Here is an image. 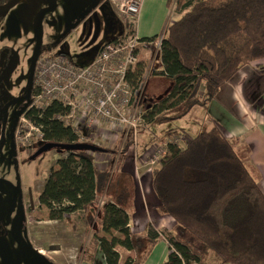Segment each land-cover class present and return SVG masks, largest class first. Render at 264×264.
Here are the masks:
<instances>
[{
    "label": "trees",
    "instance_id": "trees-1",
    "mask_svg": "<svg viewBox=\"0 0 264 264\" xmlns=\"http://www.w3.org/2000/svg\"><path fill=\"white\" fill-rule=\"evenodd\" d=\"M10 1L0 0V5ZM173 2L167 0V5ZM176 11L177 20L167 27L162 55L154 62L151 75L166 78L170 88L163 98L152 100L149 107L146 104L148 124L163 117L168 120L167 111L184 114L214 100L242 68L264 60V0H177ZM2 19L0 14V22ZM132 28L124 26L121 37L133 36ZM50 47L42 46L39 56ZM146 71V64H141L134 85L142 82ZM201 91L205 101L198 98ZM36 93L34 80L29 99ZM29 106L28 100L23 115L44 135V142L32 147L88 144L111 153L91 142L80 143L77 132L63 119L68 109L61 103L54 101L43 110ZM172 134L174 130L167 132V136ZM238 143L240 139L229 140L215 125L172 150L175 154L152 170L158 211L173 218L172 231H157L149 224L142 235L131 232L132 181L121 174L122 163L115 176L110 168L97 170L98 150L60 151L65 156L46 180L40 203L49 211V221H62L72 214H85L93 221L96 216L93 242L107 264H119L118 245L135 251V263H142L161 239L159 233L175 250L168 264H207L211 256L217 258V264H264V194L258 172L250 163L249 148L244 145L246 152H242ZM132 145L131 141L123 147L121 162ZM100 200H104L101 206ZM114 231L123 240L112 237ZM101 232L112 239L97 236Z\"/></svg>",
    "mask_w": 264,
    "mask_h": 264
},
{
    "label": "rangeland",
    "instance_id": "rangeland-1",
    "mask_svg": "<svg viewBox=\"0 0 264 264\" xmlns=\"http://www.w3.org/2000/svg\"><path fill=\"white\" fill-rule=\"evenodd\" d=\"M124 1L126 0H114V3L111 0H22L13 9L2 13L0 264H82V259L83 264H105L102 251L95 255L93 261L90 254L84 256L85 252L96 251L95 243L92 241L98 225L96 216L93 221L85 214H72L62 221H49V211L40 203V195L46 180L50 173L58 168V160L65 154L58 150H50L36 159H31L38 149L17 148L14 136L28 100L31 101V98L25 97L29 86L30 65L37 45L38 20L41 21L43 32L42 45H50V50L64 53L77 66L86 68L95 61L96 55L105 43L123 35L124 26H133L132 29L136 30L134 21L123 15L118 7V4ZM148 1L152 7L146 10L147 14L144 15L142 22L155 23V20L160 22L164 17L160 5L154 3L156 0ZM176 2L177 0H174L168 6L170 12L167 19L170 25L178 17ZM60 37L61 42H57ZM156 77L149 79L148 87L153 91L154 86H159L158 91L155 94L147 91L148 100L157 101L168 94L170 82H166L168 80L164 77ZM200 94L198 98H201ZM187 110L184 114L182 112L170 116L166 114L168 120L163 117L160 122H152L149 124L151 132L159 134L168 129L175 131L181 126L182 121H188L192 115L197 114L200 107ZM141 130L138 131L136 139L134 135H122L117 142L112 141L115 136H108L103 141L100 138L96 140V137L90 134L94 145L110 150L109 166L113 176L117 174L122 156L120 153L127 142L132 141L135 155H140L144 150L140 141ZM169 137L172 139L181 137V133ZM182 145L180 147L185 144ZM171 155L172 153H169L163 159V163ZM212 257L215 259L211 263H216L217 258Z\"/></svg>",
    "mask_w": 264,
    "mask_h": 264
},
{
    "label": "built area",
    "instance_id": "built-area-1",
    "mask_svg": "<svg viewBox=\"0 0 264 264\" xmlns=\"http://www.w3.org/2000/svg\"><path fill=\"white\" fill-rule=\"evenodd\" d=\"M143 3L144 0H126L118 7L136 25ZM165 35L166 31L141 38L135 31L131 37L107 42L86 68L77 66L68 55L57 50L42 53L35 70L37 93L31 97L29 109L43 110L54 101L61 103L68 109L63 119L77 132L80 143L91 142L90 134L103 141L115 136L112 141L117 142L122 135H134L136 139L138 131L148 124L145 96L149 79L155 72L154 62L162 55ZM141 64H146L147 71L142 82L134 85V75ZM14 138L19 149H30L35 143L44 142L42 129L27 119L26 114L20 118ZM190 139L181 134L164 140L146 154L148 165L153 169L162 165L172 150L182 148L180 145ZM103 203L100 200V206ZM159 234L170 252H175Z\"/></svg>",
    "mask_w": 264,
    "mask_h": 264
},
{
    "label": "crops",
    "instance_id": "crops-1",
    "mask_svg": "<svg viewBox=\"0 0 264 264\" xmlns=\"http://www.w3.org/2000/svg\"><path fill=\"white\" fill-rule=\"evenodd\" d=\"M154 3L160 5L164 17L160 22L158 20H155V23L142 22L144 15L147 14L146 10H150L152 7L148 0H144L139 21L135 26V31L141 38H151L163 34L169 25L167 18L170 10H168L167 0H156ZM158 88L159 86H154L153 91H151L148 87L147 91L155 94ZM263 92L264 60L242 68L229 82L221 87L214 100H206L204 105L195 106V108L200 107V111L192 115L188 121H182L181 126L174 131V134L177 132L193 138L198 133L209 130L216 125L229 140L240 139L241 143H238V146L241 151L246 152L244 145L250 150V163L258 172V184L264 194ZM201 94L199 99H205L204 95ZM150 102L153 101L147 99L148 107ZM166 114H169V116L174 115L172 111H167ZM149 126L147 124L141 130L140 141L144 149L141 153L142 155H135L133 152L134 146H132L125 154L123 162H121V159L119 161V165L122 163L121 174L128 176L132 181L130 184L128 183L132 192L128 212L131 232L138 235L144 234L149 224L157 231H172L175 226L173 218L160 215L158 211L160 201L152 187L153 168L146 161V154L152 151L156 145L168 139L167 132L171 129L155 134L151 132ZM174 154L172 153L171 157ZM110 155L103 153L95 155L97 170L104 171L110 168ZM97 236L106 237L108 240L112 239V237L123 240V236L116 231L113 232L112 237L105 235L103 232L98 233ZM93 243H95L96 251L93 253L85 252L84 255L90 254L93 257L92 261L95 255H98L99 251H101L99 245L96 242ZM116 251L120 255L119 264H136L137 253L135 251L127 250L120 245L116 247ZM170 253L167 244L160 239L140 264H168ZM213 259L215 258L209 257L207 264H212ZM104 261L107 264L105 257ZM217 262L213 264H217Z\"/></svg>",
    "mask_w": 264,
    "mask_h": 264
},
{
    "label": "water",
    "instance_id": "water-1",
    "mask_svg": "<svg viewBox=\"0 0 264 264\" xmlns=\"http://www.w3.org/2000/svg\"><path fill=\"white\" fill-rule=\"evenodd\" d=\"M22 0H11L9 3L0 5V14L7 12L11 9H13L15 6H17ZM39 23V32H38V38H37V45L36 49L32 58V62L30 65V70H29V86L27 90V94L25 99H28L30 97L31 91L34 87V80H35V70H36V64L37 60L41 51V46H42V26H41V21L38 20ZM95 146H90L88 144H76V145H64V144H56V143H45L43 144L32 156L31 159H36L43 153L50 151V150H58L60 151H69V150H98L99 153L105 154V151L97 148L95 149Z\"/></svg>",
    "mask_w": 264,
    "mask_h": 264
},
{
    "label": "flooded vegetation",
    "instance_id": "flooded-vegetation-1",
    "mask_svg": "<svg viewBox=\"0 0 264 264\" xmlns=\"http://www.w3.org/2000/svg\"><path fill=\"white\" fill-rule=\"evenodd\" d=\"M43 42V41H42ZM42 46H44V45H42ZM42 46H41V49H42ZM41 52V51H40Z\"/></svg>",
    "mask_w": 264,
    "mask_h": 264
}]
</instances>
